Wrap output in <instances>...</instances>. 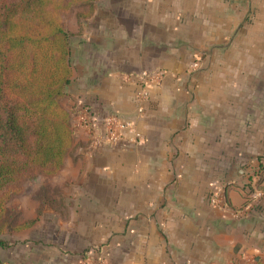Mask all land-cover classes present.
Masks as SVG:
<instances>
[{
	"label": "crops",
	"instance_id": "1",
	"mask_svg": "<svg viewBox=\"0 0 264 264\" xmlns=\"http://www.w3.org/2000/svg\"><path fill=\"white\" fill-rule=\"evenodd\" d=\"M62 18L73 143L38 198L41 263L264 264V0H74ZM155 69L137 115L125 77ZM82 106L134 118L138 141L92 146Z\"/></svg>",
	"mask_w": 264,
	"mask_h": 264
},
{
	"label": "trees",
	"instance_id": "2",
	"mask_svg": "<svg viewBox=\"0 0 264 264\" xmlns=\"http://www.w3.org/2000/svg\"><path fill=\"white\" fill-rule=\"evenodd\" d=\"M73 2L0 0V234L32 225L13 217L6 202L26 181L57 174L73 143L61 102L71 77V33L62 15ZM7 245L0 238V247Z\"/></svg>",
	"mask_w": 264,
	"mask_h": 264
},
{
	"label": "rangeland",
	"instance_id": "3",
	"mask_svg": "<svg viewBox=\"0 0 264 264\" xmlns=\"http://www.w3.org/2000/svg\"><path fill=\"white\" fill-rule=\"evenodd\" d=\"M52 185L53 183L50 176L41 175L38 179L26 181L23 191L12 196L10 200L6 202V207L13 217H16L20 222L23 220L32 221L33 226L30 232L27 230L22 232V230L0 234V238L6 240L8 243L5 248L0 247L1 264H43L41 263L43 260L41 258L42 255L45 256V252L52 254V238L55 233H53L52 230L54 228L49 225L50 237L46 242H43L39 240L40 238L38 236L40 227L39 225L36 226V222H38L39 219L38 216H42V207L39 208L40 212L39 209H37L39 207L38 198L44 199V197H52L54 195L52 192ZM41 229L43 228L41 227ZM92 260H94V258H92ZM86 261L87 255H84V257L80 259V264Z\"/></svg>",
	"mask_w": 264,
	"mask_h": 264
},
{
	"label": "built area",
	"instance_id": "4",
	"mask_svg": "<svg viewBox=\"0 0 264 264\" xmlns=\"http://www.w3.org/2000/svg\"><path fill=\"white\" fill-rule=\"evenodd\" d=\"M199 67L198 60H195L190 64L189 68L195 69ZM164 72L161 69H155L152 71H139L136 73L126 75V80L133 82L140 87L137 93V115L143 112V106L141 102L148 97V90L151 86L160 84L163 78ZM76 119L78 126L86 130L90 135V141L92 146H104L116 143L133 144L136 143L140 137L139 132L136 129V123L134 118H123L118 114L96 115L90 112V109L86 106H82L77 110ZM264 165V160H262ZM255 169V168H254ZM254 169L252 170L257 175ZM220 200L215 193L211 198L213 205L219 204ZM82 264H105L104 260L97 258L87 257V261ZM219 264V263H217ZM222 264H240L238 262H226Z\"/></svg>",
	"mask_w": 264,
	"mask_h": 264
}]
</instances>
